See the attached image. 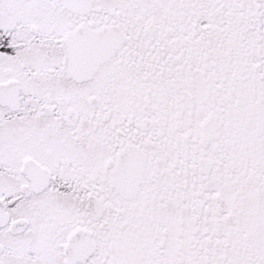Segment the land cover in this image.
Masks as SVG:
<instances>
[{
    "label": "snow or ice",
    "instance_id": "6c2138e0",
    "mask_svg": "<svg viewBox=\"0 0 264 264\" xmlns=\"http://www.w3.org/2000/svg\"><path fill=\"white\" fill-rule=\"evenodd\" d=\"M0 264H264V0H0Z\"/></svg>",
    "mask_w": 264,
    "mask_h": 264
}]
</instances>
